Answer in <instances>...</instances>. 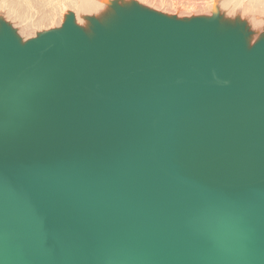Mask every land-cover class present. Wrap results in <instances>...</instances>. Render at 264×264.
<instances>
[{
	"label": "water",
	"instance_id": "95a60500",
	"mask_svg": "<svg viewBox=\"0 0 264 264\" xmlns=\"http://www.w3.org/2000/svg\"><path fill=\"white\" fill-rule=\"evenodd\" d=\"M101 1L0 15V264H264V30Z\"/></svg>",
	"mask_w": 264,
	"mask_h": 264
},
{
	"label": "rangeland",
	"instance_id": "374dc122",
	"mask_svg": "<svg viewBox=\"0 0 264 264\" xmlns=\"http://www.w3.org/2000/svg\"><path fill=\"white\" fill-rule=\"evenodd\" d=\"M2 0H0L1 2ZM9 1V2H8ZM29 1V2H28ZM142 4L153 9L162 11L168 14H176L180 17L193 15H209L212 12L215 0H138ZM221 1H229V4H235L240 11L227 13ZM243 1V0H242ZM245 1V0H244ZM32 2V3H31ZM102 3V1H100ZM222 12L229 17L240 15L251 22V17L244 15L240 9L241 4L234 0H216ZM2 3H4L2 1ZM0 3V15L17 28L19 34L25 39L33 38L38 32L56 28L62 25L65 14L72 10L76 11V7H72L71 0H5V4ZM28 3V4H27ZM228 3V2H227ZM103 8L99 12L86 13L81 12L78 19L81 25L86 24L85 15H98L106 9V4L103 2ZM5 5V6H4ZM71 5V6H70ZM212 6V7H211ZM240 6V7H239ZM2 7V8H1ZM77 12V11H76ZM75 12V13H76ZM77 14V13H76ZM235 14V15H234ZM83 17V19H82ZM262 22L261 28L257 29L258 33L264 30V14L258 17ZM85 22H84V21ZM83 22V23H82Z\"/></svg>",
	"mask_w": 264,
	"mask_h": 264
},
{
	"label": "bare ground",
	"instance_id": "6f19581e",
	"mask_svg": "<svg viewBox=\"0 0 264 264\" xmlns=\"http://www.w3.org/2000/svg\"><path fill=\"white\" fill-rule=\"evenodd\" d=\"M2 1L4 3H2ZM2 1L0 3L5 4V0H2ZM100 1L101 0H71V3L73 4V6H72L73 8L74 7L77 8V10H76L77 12L76 11L75 12L77 13L76 15L79 17L81 12L94 13V12L101 11L104 6L102 4L103 2L101 3ZM236 1L239 4H241V8L240 9H242L241 12L244 15L252 16L251 17L252 18L251 22H249V21L248 22L252 26L253 30L256 31L257 29H260L261 28V24H262V22H261L262 20L260 21V19L258 17H260L261 15L264 14V0H245V1L244 0L243 1L242 0H234V2H236ZM215 2H216V0H215ZM221 2H222V6L224 7V9H227L226 10L227 13H231L232 14V13H234L236 11H240L237 8V6H235V4L234 5L233 4H229V1H227L228 3L225 2V1L224 2L221 1ZM223 7H221V8H223ZM78 17H77V20L79 21L80 19H78ZM82 19H83V17H82ZM79 23H81V22L79 21ZM256 32H258V31H256Z\"/></svg>",
	"mask_w": 264,
	"mask_h": 264
}]
</instances>
